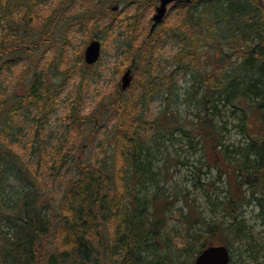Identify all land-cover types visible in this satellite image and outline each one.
Masks as SVG:
<instances>
[{
    "label": "trees",
    "instance_id": "16d2710c",
    "mask_svg": "<svg viewBox=\"0 0 264 264\" xmlns=\"http://www.w3.org/2000/svg\"><path fill=\"white\" fill-rule=\"evenodd\" d=\"M42 1L0 0V21H5L8 29V34H0V78L4 62L11 63L16 57L27 54L24 74H28L35 63L31 55L33 57L37 50L49 45L57 55L60 37L64 35L63 53L74 25L90 30L102 16H108L109 27L125 22L124 29L131 30L137 37L142 8L153 6L154 2L122 0L135 7L132 21H124L121 14L111 8L112 3L121 0H80L82 8L72 12L69 10L79 0H58L57 7L44 22L38 23L35 8ZM176 7L180 11L177 24L164 22L156 28L159 33L155 30L151 36L150 26L140 47H132L137 44L133 36L126 49L132 54L131 65L147 76L144 97L151 86L154 90L164 87L179 70H186L190 65L197 69L189 90V98L195 100L200 109L195 131L201 138L205 159L214 163L217 157H223L225 167L219 165L218 173L231 178L221 205L224 221L205 222L194 207L181 215L188 229L201 225L209 236L198 250H191L194 261L210 245L223 244L230 249L227 242L213 243L212 239L222 233L240 237L243 224L240 210L246 202V190L264 218V0H192ZM97 29L92 35H97ZM163 33L179 37L182 48L174 58L176 69L171 74L152 76L150 65L154 61L155 40ZM218 36L224 37L228 52L221 49L214 54L208 48V40L216 41ZM92 66L85 62L81 73L86 76ZM70 72V67L60 72L57 83L48 79L39 93L32 88L20 98L14 94L0 96V139H3L0 140V188L9 184L7 178L2 179L8 169L14 175L12 180L16 187L22 191L15 202L0 208V264H186L188 259H182L183 252L173 251L162 233L172 204L170 198L161 201L154 195L152 211L148 203H133L127 213L129 218L120 219L122 201L126 198L121 188L129 185L131 189L145 188L161 174L154 171L147 160L150 157L147 128H153L157 143L164 135L171 138L175 129L183 130L169 118L166 122H145L141 117L132 116L128 105L131 99L122 96L123 90L104 108L116 111L117 118L107 131L112 137L102 135L98 141L103 149L100 160L90 158L85 147L97 137L105 113L96 106L84 116L80 97L75 98L68 115L72 138L50 155L53 169L72 170L64 176L65 187L60 198L46 194L37 183V173L28 165L22 167L21 157L7 141L18 127L15 116L19 105L31 101L36 106L33 118L40 128ZM221 101L241 110L240 127L249 137L247 145L238 151L240 158L235 161L231 160L232 153L224 145L222 130L216 122V104ZM110 139L115 143L111 144ZM141 220L146 224L144 228L138 223Z\"/></svg>",
    "mask_w": 264,
    "mask_h": 264
},
{
    "label": "rangeland",
    "instance_id": "374dc122",
    "mask_svg": "<svg viewBox=\"0 0 264 264\" xmlns=\"http://www.w3.org/2000/svg\"><path fill=\"white\" fill-rule=\"evenodd\" d=\"M153 1V6L142 8L143 15L140 30H137L140 31L137 37L131 30L124 29L125 22H117L109 27L108 16H102L99 18V23L90 30H83L74 25L69 32L70 40L63 53L61 42L64 35L60 37V49L57 55L53 47L49 45L37 50L33 57L31 55L35 63L28 74H24L28 66L29 56L27 54L16 57L11 63L4 62V72L0 78L1 97L14 94L17 95L16 98H20L32 88L39 93L48 79L57 83L60 80V72L67 67L71 68L69 77L56 95L55 103L48 114L43 117V125L40 128L36 127L35 118H33L37 113L36 106L32 105L31 101L22 102L19 105V113L15 116L18 127L7 141L15 154L21 157L22 167L25 168L28 165L37 173L39 187L46 194L50 193L60 198L65 187L64 176L66 177L72 170L67 167L53 169L50 155L62 149V146L67 145L68 140L72 138V132L69 130L72 122L68 115L75 98L80 97L82 115L90 114L96 106L105 113L103 122L97 129V137L92 138L89 146L85 147L90 158L100 160L102 158L100 153L103 149L98 141L101 140L102 135L105 137L107 134L109 138L112 137V134L107 131L112 128L117 118L116 111L104 110V108H107L117 93L122 91V78L131 68L132 83L122 91V96L126 99L130 97L131 103L128 105L132 116L141 117L145 122L156 120L166 122L169 118L180 125L183 130L175 129L171 138L164 135L157 143L153 128H147L146 135L149 137L147 146L150 147V157L147 160L150 161V167L161 174L157 181L147 184L145 188L131 189L130 185L127 188H121L126 198L122 201L120 219L121 217L129 218L127 213L134 204L148 203L149 211H152L156 194L161 201L170 198L172 204L166 213L163 236L169 240L173 251L183 252L185 257L183 255L181 257L188 259L185 261L186 264H194L195 259L192 261L191 250H198L209 239V236L201 225L192 226L191 230L188 229L181 215L194 207L199 210L205 222L224 221L225 216L221 205L224 202L228 181L231 177L220 176L218 173L219 165L225 167L223 157H217L214 163L205 159L201 138L195 131L198 123L197 114L200 113V109L198 103L189 98V90L197 72L195 67L190 65L186 70H179L173 74V78L169 79L164 87L159 86L154 90L151 86V91L146 97L142 96L144 78L147 76L138 71L135 65H131L132 54H129L126 44L131 43L130 38L134 36L137 44L132 47L136 49L137 45L141 46L152 24L155 6L159 3V0ZM57 2L58 0H43L36 5L35 13L38 23L44 22L50 11L57 7ZM112 4L111 8L117 7L113 11L116 14L120 13L121 19L132 21L135 13L134 5L130 6L131 3H125L122 0ZM81 8L82 4L79 0L69 11L72 12L74 9L79 11ZM179 13L178 7L171 5L164 22L167 25L177 24ZM96 28H98L97 35H92ZM156 32L158 34L159 30L156 29ZM0 34H8L5 21H0ZM160 37H156L152 52L154 61L150 67L152 76L165 77L176 69L174 58L182 48V42L173 33H163ZM92 39H97L102 43V51L99 61L85 76L81 73L82 66L85 64L84 51ZM223 39L222 36H218L216 41L209 39L208 48L214 54L221 49L228 52L229 48ZM203 50H205L204 47ZM85 70L83 67L84 72ZM216 106V122L222 130L224 145L232 153L231 160H238L240 158L238 151L244 148L249 141L248 134L240 127L242 112L224 101L218 102ZM86 133L89 135L88 130ZM110 142L115 143L113 139H110ZM108 151L110 147L107 153ZM198 169L201 171L199 172ZM13 177L10 170L6 169L2 179L7 178L9 184L6 188L4 185L3 189L0 188V208H6L5 206L15 202L18 194L22 192L16 187L17 184L12 180ZM245 198L246 202L240 210L243 220L240 237L236 238L234 234L227 236L222 233L220 237L212 240L217 244L227 242L231 246L232 264H264V218L260 215L257 203L247 190ZM227 220L230 221L229 218ZM143 222L142 220L138 222L142 228L146 225Z\"/></svg>",
    "mask_w": 264,
    "mask_h": 264
},
{
    "label": "water",
    "instance_id": "95a60500",
    "mask_svg": "<svg viewBox=\"0 0 264 264\" xmlns=\"http://www.w3.org/2000/svg\"><path fill=\"white\" fill-rule=\"evenodd\" d=\"M192 0H159L155 6V13L152 16V25L149 35L151 36L156 28L164 23L169 7L171 5L189 4ZM114 10L117 7H113ZM102 51V43L93 39L87 45L84 52V59L87 65L91 66L97 63L100 59ZM132 70L129 68L122 78V90H126L132 83ZM231 253L226 245H210L205 248L195 259L194 264H230Z\"/></svg>",
    "mask_w": 264,
    "mask_h": 264
}]
</instances>
